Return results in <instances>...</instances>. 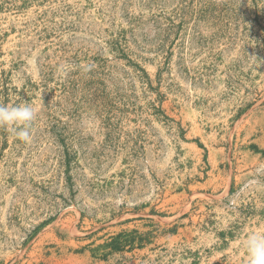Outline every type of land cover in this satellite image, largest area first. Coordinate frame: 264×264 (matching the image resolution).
<instances>
[{"label":"rangeland","instance_id":"374dc122","mask_svg":"<svg viewBox=\"0 0 264 264\" xmlns=\"http://www.w3.org/2000/svg\"><path fill=\"white\" fill-rule=\"evenodd\" d=\"M0 264H247L264 232V0H0Z\"/></svg>","mask_w":264,"mask_h":264},{"label":"clouds","instance_id":"9594fccd","mask_svg":"<svg viewBox=\"0 0 264 264\" xmlns=\"http://www.w3.org/2000/svg\"><path fill=\"white\" fill-rule=\"evenodd\" d=\"M36 108L28 103L0 104V127L10 129L16 137L28 143ZM247 264H264V232H253L243 241Z\"/></svg>","mask_w":264,"mask_h":264}]
</instances>
